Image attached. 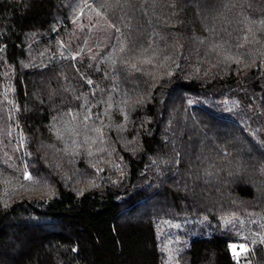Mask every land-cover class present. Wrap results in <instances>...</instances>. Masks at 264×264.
I'll list each match as a JSON object with an SVG mask.
<instances>
[{
	"label": "trees",
	"instance_id": "obj_1",
	"mask_svg": "<svg viewBox=\"0 0 264 264\" xmlns=\"http://www.w3.org/2000/svg\"><path fill=\"white\" fill-rule=\"evenodd\" d=\"M262 227L264 0H0V264H264Z\"/></svg>",
	"mask_w": 264,
	"mask_h": 264
},
{
	"label": "snow or ice",
	"instance_id": "obj_2",
	"mask_svg": "<svg viewBox=\"0 0 264 264\" xmlns=\"http://www.w3.org/2000/svg\"><path fill=\"white\" fill-rule=\"evenodd\" d=\"M116 2L119 3L120 0H116ZM89 7H91V5H89ZM99 14L100 13L98 12L97 15H99ZM125 47H127V45H125ZM125 47H121L120 51L123 52L125 50ZM73 59H76V57L74 56ZM148 62L150 63V61H148ZM133 67H135V65H133ZM88 83L91 84L92 81L89 80ZM22 146H23V137H21V147ZM24 179L31 180L32 177H31V175L28 172H25L24 173ZM226 223H231V222L229 221V222H226ZM261 242L264 243V240H262ZM229 247L232 250L234 258H236L237 260L239 259L241 254H246L249 251L248 247L245 244H239V245L231 244V245H229ZM73 251L75 252L76 249L74 248Z\"/></svg>",
	"mask_w": 264,
	"mask_h": 264
},
{
	"label": "rangeland",
	"instance_id": "obj_3",
	"mask_svg": "<svg viewBox=\"0 0 264 264\" xmlns=\"http://www.w3.org/2000/svg\"><path fill=\"white\" fill-rule=\"evenodd\" d=\"M180 222H176V223H173V230L175 231L174 232V234L175 233H177V232H179V230H180V227H178V224H179ZM261 234L259 235L260 237H262V236H264V227H262V229H261V232H260ZM246 235H244L243 237H245ZM172 240H170V242H168L167 243V245H166V248H167V253H168V255H172V253H173V251L175 250V246L173 245V241L175 242V240L173 239V238H171ZM234 244H236V245H239V244H245L247 247H248V249H249V246H248V244L247 243H234ZM238 250V249H237ZM232 251V250H231ZM240 257H245V254H241L240 255ZM239 257V258H240ZM243 264H250L249 262H243Z\"/></svg>",
	"mask_w": 264,
	"mask_h": 264
}]
</instances>
